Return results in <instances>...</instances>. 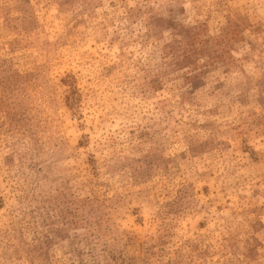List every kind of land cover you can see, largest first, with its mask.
I'll use <instances>...</instances> for the list:
<instances>
[{"label":"rangeland","instance_id":"1","mask_svg":"<svg viewBox=\"0 0 264 264\" xmlns=\"http://www.w3.org/2000/svg\"><path fill=\"white\" fill-rule=\"evenodd\" d=\"M0 264H264V0H0Z\"/></svg>","mask_w":264,"mask_h":264}]
</instances>
